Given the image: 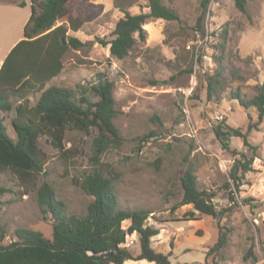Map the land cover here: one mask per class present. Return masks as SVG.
<instances>
[{"label":"rangeland","instance_id":"rangeland-1","mask_svg":"<svg viewBox=\"0 0 264 264\" xmlns=\"http://www.w3.org/2000/svg\"><path fill=\"white\" fill-rule=\"evenodd\" d=\"M162 1L180 21H147L143 27L145 41L138 42L126 58L117 60L97 39L113 38L115 23L124 15L118 6L129 14L147 13L145 1L71 0L68 10L76 18L74 23L80 25L74 33L88 39V45L64 55V69L55 85L71 89L77 99L84 96L95 102L97 97L90 87L100 80L113 83L119 111L114 123L122 144L108 151L101 161L117 175L119 208L153 212L147 223L159 230L151 239L155 251L169 255L171 264H264V120L247 134L248 142L257 147L256 158L233 201L224 188L239 157L233 153L244 152L248 157L251 153L234 137L226 150L213 134V127L220 122L245 133L249 121L257 120L256 109L243 108L230 93L239 91L250 99L264 85V0H246L245 15L232 0H210L204 13L201 0ZM222 33L226 38L222 61L225 76L238 71L244 78L227 81L221 99L208 101L206 79L217 69L215 57ZM12 115L6 114L5 126L15 140ZM149 133L154 136L142 141ZM95 135V129L67 131L63 146L70 153L65 156L45 136L37 141L45 165L35 187L48 182L56 198L65 203L67 214H83L91 201L73 180L90 167L88 157ZM187 167L194 169L197 188L213 192L217 207L228 209L223 218L196 214L195 220H184L190 206L172 210L182 198L180 179ZM0 188L7 190L0 195V236L4 233L0 244L16 240L14 231L18 228L52 237V220L42 216L35 191L24 195L8 171L0 173ZM221 227L228 230L227 246L216 255L206 256ZM135 238H126L133 253L138 251Z\"/></svg>","mask_w":264,"mask_h":264},{"label":"trees","instance_id":"trees-1","mask_svg":"<svg viewBox=\"0 0 264 264\" xmlns=\"http://www.w3.org/2000/svg\"><path fill=\"white\" fill-rule=\"evenodd\" d=\"M70 1L30 0L31 14L23 28V39L10 50L0 67V173L8 171L24 195L35 191L42 216L52 220L50 239L38 231L15 229L16 240L7 245L0 244V264H124L127 261L171 264L169 255L157 252L151 246V239L159 234L157 228L147 223L153 212L145 208H119L115 192L117 175L101 161L108 151L122 144L119 129L114 123L119 111L113 97V83L100 80L90 87L97 97L95 102L84 96L77 99L71 89L48 85L62 72L64 55L88 45L68 35L69 30L76 32L80 27L74 23L76 18L67 8ZM144 1L147 13L129 14L118 6L124 15L115 23L113 38L108 41L97 39L102 47H109L110 57L123 60L138 42L145 41L143 27L147 21H180L179 15L165 6L162 0ZM232 1L240 13H247L246 0ZM209 2L200 1L202 13ZM56 23L59 25L55 26ZM224 34L220 36L215 57L217 69L206 79L205 96L208 101L221 99L227 81L244 78L238 71H230L229 77L225 76L222 67ZM230 96L243 108H255L257 111L256 122L249 121L245 133L224 122L213 127V134L224 149L229 150V140L234 137L239 138L243 148L251 153L249 157L244 152L233 153L239 156L229 173L233 190H230V181L224 187L229 190L228 199L233 201L235 191L242 185L245 174L252 171L256 158L257 147L248 142L247 134L257 130L264 120V85L250 99L241 96L239 91H231ZM12 110L15 114L10 118V125L15 140L7 134L5 126L6 114ZM91 129H95L96 135L90 146V167L73 180L91 201L83 214H67L65 203L56 198L48 182L35 187L45 165V156L38 149L37 141L45 136L49 144L65 156L70 153L63 146L66 132L86 133ZM153 136L154 133H149L141 140L148 141ZM180 182L182 198L172 210L190 206L184 220H195L196 214L215 220L224 217L228 209L216 207L213 192L197 188L193 168L183 170ZM5 192L7 190L0 188V195ZM124 222L128 223L126 227ZM131 235L136 237L137 253L126 245V238ZM227 235L228 230L219 228L217 241L206 256L220 253L227 246ZM3 237L4 233L0 236V243Z\"/></svg>","mask_w":264,"mask_h":264},{"label":"crops","instance_id":"crops-1","mask_svg":"<svg viewBox=\"0 0 264 264\" xmlns=\"http://www.w3.org/2000/svg\"><path fill=\"white\" fill-rule=\"evenodd\" d=\"M30 5V0H0V67L10 50L23 39V28L31 14ZM57 25L59 23H56L55 26ZM68 35L76 37L83 43L88 41L70 30ZM57 77L53 78L48 85H55ZM11 113H13L11 116L13 117L14 111L12 110Z\"/></svg>","mask_w":264,"mask_h":264},{"label":"built area","instance_id":"built-area-1","mask_svg":"<svg viewBox=\"0 0 264 264\" xmlns=\"http://www.w3.org/2000/svg\"><path fill=\"white\" fill-rule=\"evenodd\" d=\"M217 120L221 121L223 120V117H218Z\"/></svg>","mask_w":264,"mask_h":264},{"label":"water","instance_id":"water-1","mask_svg":"<svg viewBox=\"0 0 264 264\" xmlns=\"http://www.w3.org/2000/svg\"><path fill=\"white\" fill-rule=\"evenodd\" d=\"M215 205H216V207L218 206V203H215ZM193 211H194V209H193Z\"/></svg>","mask_w":264,"mask_h":264}]
</instances>
